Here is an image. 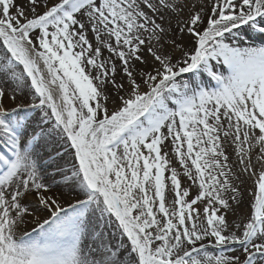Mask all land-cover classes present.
I'll return each instance as SVG.
<instances>
[{"label":"snow or ice","instance_id":"1","mask_svg":"<svg viewBox=\"0 0 264 264\" xmlns=\"http://www.w3.org/2000/svg\"><path fill=\"white\" fill-rule=\"evenodd\" d=\"M256 40L264 0H0V264H264Z\"/></svg>","mask_w":264,"mask_h":264},{"label":"bare ground","instance_id":"2","mask_svg":"<svg viewBox=\"0 0 264 264\" xmlns=\"http://www.w3.org/2000/svg\"><path fill=\"white\" fill-rule=\"evenodd\" d=\"M255 43L259 45V44L264 43V42H262L261 40H256ZM105 55H107L106 52H105ZM204 79L207 80L206 77ZM110 107H111V102H110ZM250 185H251V181H248V183L245 185V187H249ZM55 194L58 195V196H61L65 200L71 198L70 195L68 194V190L65 189V188L57 189ZM245 209H246V202H245V204L240 205L239 212L242 214V213H244ZM238 218L239 217H234L231 214L229 215V219L230 220L238 219ZM30 226H33V225L30 224V223L28 224V226H27L28 231L30 230L29 229ZM228 254H231V253H228Z\"/></svg>","mask_w":264,"mask_h":264},{"label":"rangeland","instance_id":"3","mask_svg":"<svg viewBox=\"0 0 264 264\" xmlns=\"http://www.w3.org/2000/svg\"><path fill=\"white\" fill-rule=\"evenodd\" d=\"M30 224H31V223H30ZM31 228H32V226H30V228H29L30 230H29V231H31ZM33 235H35V234H33Z\"/></svg>","mask_w":264,"mask_h":264}]
</instances>
